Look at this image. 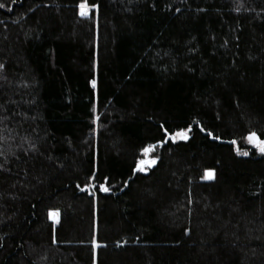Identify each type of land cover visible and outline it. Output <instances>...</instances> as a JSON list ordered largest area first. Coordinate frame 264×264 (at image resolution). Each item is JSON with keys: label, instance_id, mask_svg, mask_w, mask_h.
I'll return each instance as SVG.
<instances>
[{"label": "trees", "instance_id": "obj_1", "mask_svg": "<svg viewBox=\"0 0 264 264\" xmlns=\"http://www.w3.org/2000/svg\"><path fill=\"white\" fill-rule=\"evenodd\" d=\"M0 4V264H264V0Z\"/></svg>", "mask_w": 264, "mask_h": 264}, {"label": "snow or ice", "instance_id": "obj_2", "mask_svg": "<svg viewBox=\"0 0 264 264\" xmlns=\"http://www.w3.org/2000/svg\"><path fill=\"white\" fill-rule=\"evenodd\" d=\"M3 7H4V5H3V4H0V8H3ZM79 7H80V9H81L80 15H81L82 17H86V16L88 15V12H87V10H86V9H87V5H85L84 3H81ZM0 67H3V66L0 65ZM93 83H94V82H93ZM189 130H190V129H189ZM166 131H167V130H166ZM175 137H177V138H179V139H182V140H187V139H188V133H187V131H179V132H176V133H175ZM248 139H249L250 141H252V142L254 143V145H255L256 147H258L259 150H260L262 153H264V140H260V139L257 137V134H256L255 132L250 133ZM233 143H235V142L233 141ZM151 147H152V146H149L148 148L143 149V152H144L145 154H147V153L150 151ZM245 155H247V153H245ZM144 163H145V162H144L143 160H141V161L139 162V164L137 165L139 171H144V170H145L144 167H143ZM152 163H155V161L153 160ZM206 175H207V177H208L209 179H211V173H206ZM101 187H102V189H103L104 191H107L106 188H103V186H101Z\"/></svg>", "mask_w": 264, "mask_h": 264}, {"label": "rangeland", "instance_id": "obj_3", "mask_svg": "<svg viewBox=\"0 0 264 264\" xmlns=\"http://www.w3.org/2000/svg\"><path fill=\"white\" fill-rule=\"evenodd\" d=\"M86 10H87V12H88V14H89V9L87 8ZM80 12H81V9H80ZM87 16H88V15H87ZM187 133H188V131H187ZM188 138H189V133H188ZM172 140H173V141H187L188 139H187V140H182V139H179V138L175 137V135H174V137L172 138ZM247 144H248L250 147L256 149L257 152L262 153V152L259 150V148L256 147V146L254 145V143H253L252 141H250L249 139H247ZM243 154H244V153H243ZM208 173H211V172H208ZM211 177H212V174H211ZM206 178L209 179V178L207 177V175H206ZM52 219H53V220L55 219V215H52Z\"/></svg>", "mask_w": 264, "mask_h": 264}]
</instances>
